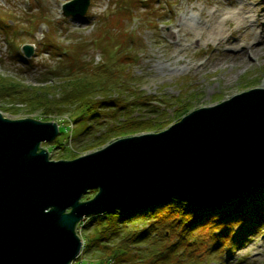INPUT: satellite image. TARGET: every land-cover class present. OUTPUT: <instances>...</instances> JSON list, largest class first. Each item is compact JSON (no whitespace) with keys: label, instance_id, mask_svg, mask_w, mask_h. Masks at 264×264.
Masks as SVG:
<instances>
[{"label":"water","instance_id":"obj_1","mask_svg":"<svg viewBox=\"0 0 264 264\" xmlns=\"http://www.w3.org/2000/svg\"><path fill=\"white\" fill-rule=\"evenodd\" d=\"M89 3L69 1L64 14L81 16ZM23 51L31 57L33 45ZM59 132L56 121L0 112V264H71L85 217L170 198L218 203L264 179L263 86L73 159H50L41 146Z\"/></svg>","mask_w":264,"mask_h":264},{"label":"rangeland","instance_id":"obj_2","mask_svg":"<svg viewBox=\"0 0 264 264\" xmlns=\"http://www.w3.org/2000/svg\"><path fill=\"white\" fill-rule=\"evenodd\" d=\"M68 1L70 0H0V22L6 27L3 31L0 23V80H9L11 84L15 80L17 85L27 86L29 90H23L28 94L23 97L26 101L44 93H48L49 97H61L66 93L65 82H58L57 79L45 84L40 82L41 74L47 71L46 68L55 67L60 61L53 54L56 49L54 41H64L67 45L70 38L91 37L97 30L101 17L117 8L118 3L131 8L139 6L135 10L134 19L125 23L129 31L133 32V37L136 36V62L130 70L136 78V85L144 94L158 97V100L136 111L135 115L159 117L164 108L163 118L171 119L166 122L167 128L178 121L175 118L179 114L174 117V112L181 104H186L183 109H189L190 112L221 102L250 88L264 87V0H244L255 6L252 29H255L256 34H246L243 27L231 32L235 23L230 21L228 39L221 41L209 38L207 32L201 33L192 25L206 23L210 11L220 9L219 6L224 7L230 0H149L150 8H146V0H90L87 12L79 17L64 15L63 5ZM240 1L233 0L235 5H239ZM200 12H203V16L206 14V18ZM34 16L40 17L39 21H32ZM186 20L188 26L180 29V24ZM206 26L209 27L208 24ZM8 34L11 36H7ZM194 37L197 42L192 43L191 38ZM233 38L237 41L233 42ZM24 43H31L34 47L32 60L28 64L17 60L13 54L16 47L21 48ZM90 50L96 60L102 59L100 52L93 47ZM34 90L37 92L35 95ZM19 99L21 103L16 107L20 110L2 103L4 108L0 107V112L11 119L30 117L60 124L61 132L55 140L41 144L49 151L50 159H73L105 146L87 147L114 122L110 117L90 119L88 129L86 120L73 121L71 115L48 112L41 105L25 106L26 102L21 97ZM163 100H170L174 104L166 105ZM62 123L68 125V128ZM115 139L117 138L113 140ZM240 200L242 203L243 199ZM87 218L89 217L85 219ZM88 224L89 221H85L84 228L77 227V234L82 240L88 232ZM93 226L94 224L89 225L90 231ZM242 231L243 224L234 226L235 236L241 237ZM96 253L98 251L93 248L85 256L95 259ZM211 264H264V223L255 232H247L241 242L237 243L233 239L229 241L225 252Z\"/></svg>","mask_w":264,"mask_h":264},{"label":"trees","instance_id":"obj_3","mask_svg":"<svg viewBox=\"0 0 264 264\" xmlns=\"http://www.w3.org/2000/svg\"><path fill=\"white\" fill-rule=\"evenodd\" d=\"M146 1V8H150L149 0ZM118 5L101 17L91 37L70 38L67 45L64 41H54L53 53L60 61L57 66L46 68L40 82L45 84L55 79L65 82L64 95L37 96L34 90L35 97L28 96L34 101H26L23 97L28 94L23 90L27 86L17 85L15 80L12 84L9 80H0V107L4 108L2 103H7L20 110L16 106L21 103V97L25 106L41 105L48 112L71 115L73 121L86 120L88 129L92 118L113 119L88 148L106 145L121 136L165 128L171 119L163 118L164 108L159 117L135 115L158 97L144 94L130 70L136 62V36L133 37L125 23L134 19L139 6ZM39 19L36 17L33 21ZM91 47L102 54L101 60L90 54ZM163 102L174 104L170 100ZM184 106L181 104L175 109L174 117L179 114L176 120L188 112ZM96 192L93 189L88 193L95 195ZM85 221H89L83 239L85 247L73 264H211L225 252L229 241L239 243L244 234L258 230L264 223V181L218 203L196 204L170 198L131 211L115 210L90 216L78 223V229L85 227ZM93 224L90 231L89 225ZM238 224L244 225L241 237L233 232ZM93 248L98 253L95 259H88L85 255Z\"/></svg>","mask_w":264,"mask_h":264},{"label":"bare ground","instance_id":"obj_4","mask_svg":"<svg viewBox=\"0 0 264 264\" xmlns=\"http://www.w3.org/2000/svg\"><path fill=\"white\" fill-rule=\"evenodd\" d=\"M219 8H215L213 11H210L209 18L205 23H197L193 24L192 27L198 29L201 33L207 32L209 38H214L217 40H226L228 39L227 30L230 28V21H234L235 28H231V32L234 29L244 28L246 34H253L256 32L255 29H252V17L255 14V6L251 5V3L241 0L239 5H235L233 0L227 2V5L224 7L219 6ZM202 11V10H201ZM203 18H206V14L203 16V12H200ZM209 25L206 26V25ZM188 26V20L184 23L180 24V29L186 28ZM249 28H251L249 30ZM194 30V29H193ZM192 43L197 42V38H191ZM237 39L233 38V42H236Z\"/></svg>","mask_w":264,"mask_h":264}]
</instances>
